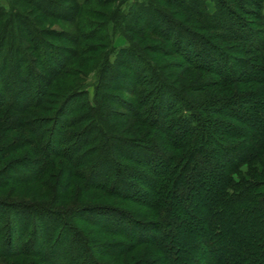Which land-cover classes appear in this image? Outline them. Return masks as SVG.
I'll return each mask as SVG.
<instances>
[{
	"label": "rangeland",
	"instance_id": "374dc122",
	"mask_svg": "<svg viewBox=\"0 0 264 264\" xmlns=\"http://www.w3.org/2000/svg\"><path fill=\"white\" fill-rule=\"evenodd\" d=\"M221 1L224 0H0V65L5 59L3 79L11 89L7 97L21 108L25 99L35 100L36 86H40L42 93V103L37 108L0 109V138L6 145L16 148L13 152L0 148V201L3 203L0 207V250L4 251L5 236L12 235L9 223L15 210H21L34 224L44 221L38 213L29 214L23 206L33 204L40 209L52 207L64 213L65 217L60 215L59 219L58 215L46 218L51 225L57 221L65 225L66 220L71 223L84 235L91 256L101 264H144L151 259L160 264L158 260L163 256L150 246L133 247L125 255L110 254L116 250L105 247L116 241L114 236L101 234L93 227L90 224L91 219L96 218L93 215L77 212L84 207L111 204L126 208L145 220H156L151 210L129 201L107 200L106 194L88 190L81 178H72L69 184L70 152L48 162L41 145L29 144L30 132L17 124L43 121L46 122L44 130H48L58 114L59 128L79 118L77 127L63 133L72 137L88 125L90 127V121H85L84 117L95 118L100 110L110 132L128 143L146 142L156 153H161L160 146L169 149L165 134L135 119L133 109L142 108L140 111L146 116L161 110L165 112L173 101L171 94L180 92L206 108L208 103L233 96L234 91L245 94L264 90L263 86L253 83L228 87L225 93L218 76L191 68L193 63L185 57L188 47L183 42L192 43L190 52L196 62L201 61L198 57L201 54L216 57L217 69L225 64L220 55L233 59L235 64L257 56V52L231 39L245 29L237 19L229 16L228 9L221 11ZM255 2L261 4V8L253 7ZM225 3L253 29L263 30L264 36V24L259 18L264 13V0H225ZM242 4L252 10L250 14L240 7ZM235 68L238 74L244 70L242 65ZM154 72L161 75L159 81ZM161 83L169 89H162ZM0 92L4 94V89ZM158 93L166 94L160 97L162 101ZM173 104L181 110V114L173 115L175 119L180 115L190 116L181 109L178 98ZM203 116L209 122L217 118L207 113ZM5 121L17 127L7 128ZM226 142L236 144L238 141ZM157 144L160 145L158 149L155 148ZM139 151L144 155V151ZM44 161L47 170L37 175L38 162ZM121 162L135 171L140 170L133 163ZM250 167L260 171V165L254 163L243 165L241 172L249 174ZM148 174L153 177L152 172ZM25 178L30 179L25 181ZM38 235L42 236L31 225L22 244ZM197 238L194 233L182 234L183 245L178 249L180 264L186 263L182 248L186 246L187 251L196 244ZM36 243H29L28 248L35 251ZM42 254L50 263L57 257L48 249H43ZM67 256L66 260L70 257ZM40 259L35 254H20L10 259L0 258V264H44Z\"/></svg>",
	"mask_w": 264,
	"mask_h": 264
},
{
	"label": "trees",
	"instance_id": "16d2710c",
	"mask_svg": "<svg viewBox=\"0 0 264 264\" xmlns=\"http://www.w3.org/2000/svg\"><path fill=\"white\" fill-rule=\"evenodd\" d=\"M255 3L253 7L261 8V4ZM219 6L222 7L221 11L228 9L229 16L237 19L245 29L244 33L238 32L231 39L257 52V56L235 64L233 59L220 55L225 64L220 63L221 67L217 69L216 57L211 55L208 58V54H201L198 56L201 61L196 62L190 52L192 43L183 42L188 47L185 57L193 63L190 67L218 76L220 83L224 84L225 93L228 87L237 85L256 83L264 87L263 30L253 29L237 16V11L229 9L225 0L219 2ZM243 6L240 7L250 14L252 10ZM259 18L264 24V13ZM1 63L0 89H4V94L0 92V109L25 111L39 107L42 103L40 86H36L35 100L24 98L21 108L7 97L11 89L3 79L5 59ZM236 65H242L243 72L238 74ZM154 73L159 81L161 75ZM160 86L169 89L164 83ZM235 92L231 97L208 103L206 108H201L192 98L180 92L179 97L171 94L173 101L165 112L161 110L158 114L146 116L140 111L142 108L133 109L135 119L165 134L169 149H163L159 144L155 146L157 149L160 146L161 153L150 149L146 142L131 144L110 132L100 110L95 118L84 117L85 121H90V127L88 125L72 137L64 136L63 133L77 127L79 118L63 123L59 128L58 114L54 125L48 130H44L46 122L43 121L34 120L17 125L30 132L29 144L41 145L42 154L48 162L70 152L69 184L72 178H81L88 190L106 194L107 200L129 201L154 213L156 220H145L126 208L111 204L79 209L77 212L91 214L98 219L88 220L101 234L114 236L116 241L105 247L116 250L110 251V254L118 256L130 252L128 250L133 247L150 246L163 256L162 260H158L160 264H180L178 249L183 245L182 234L187 232L194 233L198 238L196 244L187 248V251L186 246L182 248V253H186L185 264H264V90L245 94ZM160 93L158 96L162 101L160 97L166 94ZM176 98L182 105L181 109L189 112L190 116L174 118L181 112L173 104ZM205 113L217 118L209 122L203 116ZM5 124L12 130L17 127L7 121ZM0 140L1 150H16L13 145L3 143L2 137ZM228 140L238 142L226 144ZM139 150L147 154L142 155ZM121 161L133 163L140 170L135 171ZM38 163L40 168L36 174L41 175L47 170V164L45 161ZM254 163L260 165V171L250 167L249 174L241 172L243 165ZM149 172L153 173V177ZM29 179L25 178V181ZM23 206L29 210V214L38 213L44 221L34 224L25 218L21 210L12 212L9 223L12 235L5 236L4 251L0 250V258L35 254L42 258L40 260L44 264H101L91 256L84 235L71 223L66 220L65 225L59 221L51 225L48 222L47 218H53L54 215H58L57 218L60 215L65 217L64 213L52 207L40 209L33 204ZM31 225L42 236L38 235L35 239L31 237L22 244ZM48 235H51L49 239L46 238ZM52 240L54 242L50 245ZM36 241L33 249L38 251L30 250L28 244ZM43 249H48L52 256L57 255L58 258L50 263L42 254ZM65 255L70 256L68 260L64 258ZM151 260L144 264H155Z\"/></svg>",
	"mask_w": 264,
	"mask_h": 264
}]
</instances>
